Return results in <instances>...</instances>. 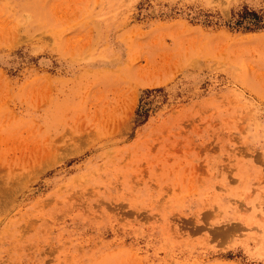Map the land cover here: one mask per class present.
Wrapping results in <instances>:
<instances>
[{
  "label": "rangeland",
  "instance_id": "rangeland-1",
  "mask_svg": "<svg viewBox=\"0 0 264 264\" xmlns=\"http://www.w3.org/2000/svg\"><path fill=\"white\" fill-rule=\"evenodd\" d=\"M0 264H264V0H0Z\"/></svg>",
  "mask_w": 264,
  "mask_h": 264
}]
</instances>
